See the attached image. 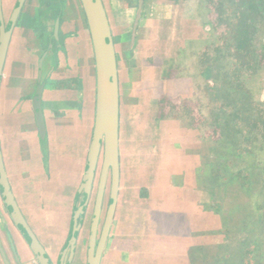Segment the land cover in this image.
I'll return each instance as SVG.
<instances>
[{
    "label": "rangeland",
    "instance_id": "obj_1",
    "mask_svg": "<svg viewBox=\"0 0 264 264\" xmlns=\"http://www.w3.org/2000/svg\"><path fill=\"white\" fill-rule=\"evenodd\" d=\"M103 1L116 37L124 131L129 114L126 76L131 73L130 27L122 20L120 23L119 14L112 13L109 0ZM154 1L160 2L156 27L143 52L147 51L145 57L156 66L152 73L158 74L162 67L164 76L148 80L137 100L148 103L154 94L155 100H171L164 101L166 123L162 131L167 136V153L163 158L157 125L142 135L138 131L132 135L131 130L127 135L123 132L126 140L121 146L119 209L103 264H121L122 258L128 259L122 264H175L191 246L193 264H264V135L261 129L251 131L230 118L240 105L223 98L239 77L264 116V16L254 25L256 57L248 60L237 50L235 41L239 14L234 6L240 0L235 5L226 4L219 14L214 0H192L179 6V0ZM15 2L3 0L7 15ZM66 3L64 33H76L78 29L80 36L66 43L69 59L61 57L59 71L53 76L60 84L52 87L51 82L46 83L49 135L42 143V153L36 149L35 133L30 134L35 129L32 111L22 103L32 71L38 66L32 56L39 41L30 28L38 0H28L26 26L14 37L0 87V130L13 186L44 247H56L54 258L70 235L94 132L97 91L94 51L82 4L80 0ZM168 6H173L172 14ZM161 18L167 19L159 24ZM206 26L211 29L208 33ZM139 49L140 45L137 51L134 49L136 57ZM260 59V71L242 69L245 63L253 65ZM131 62L136 74L143 70L142 62ZM149 88L151 92H147ZM77 101L82 103L81 108L76 107ZM223 106L225 111L221 113ZM147 111L148 105L141 111L144 119L148 118ZM226 119L230 121L228 129L224 127ZM21 174L26 175L24 189ZM32 183L34 187L28 193ZM92 211L93 207L90 214ZM1 233L0 225L7 250ZM88 241L86 227L73 264H87Z\"/></svg>",
    "mask_w": 264,
    "mask_h": 264
},
{
    "label": "water",
    "instance_id": "obj_2",
    "mask_svg": "<svg viewBox=\"0 0 264 264\" xmlns=\"http://www.w3.org/2000/svg\"><path fill=\"white\" fill-rule=\"evenodd\" d=\"M26 0H19L18 6L12 18V24L22 11ZM88 26L91 34L95 67H96V115L95 126L89 149L84 178L81 185L83 190L84 202L82 206L75 210L69 243L62 253L59 264H65V258L70 248V263L75 256L77 235L80 231L79 220L84 214L85 208L91 197L93 185L96 179L97 170L102 159V171L98 190L97 203L92 220L91 234L88 244L87 264H102L106 246L113 227L119 200L121 182V155H120V83L118 61L116 49L113 41V33L107 11L102 0H81ZM0 20L2 27L0 31V87L4 65L11 41L12 30L6 32L2 16V0H0ZM58 27V25H57ZM58 30V28H57ZM44 87L40 86L37 97L34 100V111L36 113L37 124L40 135L43 139L47 137V127L42 109V96ZM112 175L111 203L106 217V222L98 243V231L102 213V205L105 189L109 175ZM0 183L3 186V197L6 199L7 209L13 214V219L21 228L22 233L28 242L29 250L34 254L40 264H53L49 259L46 250L39 242L36 235L24 219L15 198L11 192L10 185L3 163V156L0 146ZM0 250L3 248L0 244ZM6 264H9L5 260Z\"/></svg>",
    "mask_w": 264,
    "mask_h": 264
},
{
    "label": "flooded vegetation",
    "instance_id": "obj_3",
    "mask_svg": "<svg viewBox=\"0 0 264 264\" xmlns=\"http://www.w3.org/2000/svg\"><path fill=\"white\" fill-rule=\"evenodd\" d=\"M187 1H192V0H179L177 6H179V4H181L182 2H187ZM220 1L221 0H214V5L216 6L215 9H216L218 14L222 11V8H225L226 4H233L234 3V5H235V2H236V0H228V1L223 0V1H221V3H220ZM255 1L256 0H240V2H239L240 5H239V3H237L238 5L234 6L236 9V12L239 14L238 18L240 17V14H246L247 16H251L252 14H254L255 9H253V6L256 4ZM80 2H81V0H80ZM142 2H144V0H142ZM18 3H19V0H16V2L10 8L9 14L7 15L6 10L4 8L3 0H2V16H3V20H4V26H5L6 32H9L10 30H12L11 41H10L7 59H6V63H5V69H4L5 72H6V68L8 66V62L10 59V51H11V46L13 45V42H14V37L16 36V34L18 33L19 30L25 29V26H26L27 16L24 15L25 14L24 12H25L28 0H26L24 6L22 8V11L20 12V14L17 18V21L14 23V26L12 24V18H13L14 12L18 6ZM65 5H67L66 0H38L37 14L35 16L33 24L31 22V25H30L31 30L33 31L32 32L33 35H35V38L39 41L38 48L33 52V56H32L38 62V66L36 68L33 66L34 67V70L32 71L33 78L31 80L30 84L27 86L28 93H27L26 98L22 100V103L25 106L29 105V109L32 111L33 120L31 123L35 126V129L31 130L32 132H30V134L34 135V133H35L36 138L34 139V143L36 145V149L39 148L38 150L40 151V153L43 152L42 143L45 139H43L40 135V130H39V127L37 124V119H36V113L34 111V100L37 97V92L39 90V87L43 86L44 92H43V96H42V109H43V115H44L45 122H46L47 137H48L49 128H48V121H47V117H46V112H48L50 110L45 108V104H46L45 94H46V90H47L46 83L51 82L52 87L58 86L60 84V82L56 81L53 76H54L55 72L59 71V66H60V63L62 61L61 57L63 56L66 61H68V59H69V57H68L69 54L67 51L68 49L66 47V43L69 39H75V38H78L80 36L78 29L75 30L76 33L75 32L69 33V34L64 33V30H65L64 26L66 25V21H65L66 14H65V7H64ZM103 5L105 7L104 1H103ZM82 9H83V6H82ZM83 11H84V9H83ZM256 11H259L260 15H261V16L257 17V20L264 16V7H260L259 9H256ZM84 15H85V12H84ZM21 18H22V20H21ZM85 19H86V24L88 27L87 35L89 36L91 43H92L91 34L89 31V26H88L86 15H85ZM238 22H239V20H238ZM19 24L21 26H19ZM32 25H33V27H32ZM57 25H58V27H57ZM110 25H111V23H110ZM1 27H2V22L0 20V31H1ZM135 27H137V26H135ZM57 28H58V30H57ZM205 29H206L205 31L207 33L211 30L210 27H208V26H206ZM112 33H113V31H112ZM115 39H116V37L113 35V41H114V46L116 49L117 61L119 62ZM63 40L65 41V44L63 43ZM136 40H137V31L134 30L132 32V34L130 35L129 46L134 45ZM122 44H123V42H122ZM30 47L34 48L35 46L30 44ZM132 58H133V56H132ZM131 61L134 62V60H132V59H131ZM131 61L129 62L130 63L129 65H131L130 68L133 69L134 63H132ZM39 64L41 66H39ZM46 65H47V67L50 65L48 67V69L46 68ZM45 69H46V71H45ZM118 71H119V83H120L119 63H118ZM96 87H97V84H96ZM81 106H82V103L77 101L76 107L81 108ZM120 106H121V99H120ZM94 109H95V115H96V100H95V108ZM94 124H95V121H94ZM1 136L2 135H1V130H0L1 152H2V156H3V163H4L6 175H7V180H8V183L10 185V188H11V192L15 198V201H16L24 219L26 220V222L30 226L33 233L38 238L39 242L42 244L40 237H38V234L32 228V225L28 221L27 216L25 215L23 208L19 202V196L16 193L15 187L13 186V182H12L13 180L11 179V173H10L7 158L5 157L6 155H5V151L3 149L4 147H3V142H2ZM47 137H46V139H47ZM48 139H50V138H48ZM48 149L50 151V140H49V144H48ZM15 152H18V151H15ZM101 161H102V159L100 160V164H101ZM100 164H99V166H100ZM14 171L17 173V171H18L17 167L14 169ZM101 171H102V167L100 169V172H98V170H97L96 179H95V182L93 185V190L91 192V197H90L88 204L85 208L84 214L81 215L80 220H79L80 231H79L77 238H76L77 244H76V249H75V256L70 263L71 250H72V248H70L67 255H66V258H65V264H73L74 263L76 255H77L78 247L80 244V235H81V232L86 227L89 228V239H90L92 220H93L94 211H95V207H96V203H97V197H98ZM84 172H85V170H84ZM25 176L26 175H22V177H24V178H21V182H20V184L23 186V189L26 186L25 180H24L26 178ZM31 185H33V186H31ZM32 187H34V183L29 184V186L27 187L28 189L26 191L28 193L32 192V189H33ZM111 191H112V175L110 173L108 181H107L105 193H104V198H103L102 213H101V219H100V225H99V231H98V243L100 241L102 231H103V228H104V225L106 222L108 210L110 207ZM120 191H121V182H120ZM120 191H119V200H118V207H117L116 215H117V212L119 209ZM84 196H85V194H84V192L80 186L79 194H78V196H76L74 211L72 212V219H73V215H74L75 210L79 209L82 206V204L84 202ZM92 207H93V211L90 214V210ZM116 215H115L113 226L115 225ZM88 218H89V224L87 222ZM71 224H72V220H71ZM0 225H1V231H2L1 236L3 237V239H5L4 242H5V244H7V247L9 248V249L5 250L3 243H2V240H1V237H0V244H1V247L3 248V252L0 250V258L5 263V260L9 259V256H10L9 252H10L13 259L18 264H22V259H21L22 258V254H21L22 250H21V248L23 245H26V247L29 249V245H28V242L26 241V239L22 233L21 228L18 227L17 223L13 219V214L7 209L6 199L3 197V186L1 183H0ZM70 228H71V226H70ZM112 231H113V227H112V230H111V233L109 236V240L111 238ZM69 237H70V235H69ZM68 243H69V238H68V241L65 243L64 247L59 248V254L58 255L56 254L57 256L55 258L52 256L53 255L52 252L54 253L55 248H56L55 246H52L51 249H49V250H47L43 244H42V246L46 250L51 262L53 264H59L62 253L67 248ZM88 244H89V241H88ZM107 246H108V243H107ZM107 246H106V250H107ZM106 250H105V253H106ZM31 255H32V260H31L30 264H32L33 260H36L38 262V260L34 256V254L31 253ZM104 260H105V254H104V257L102 260V264H103Z\"/></svg>",
    "mask_w": 264,
    "mask_h": 264
},
{
    "label": "crops",
    "instance_id": "obj_4",
    "mask_svg": "<svg viewBox=\"0 0 264 264\" xmlns=\"http://www.w3.org/2000/svg\"><path fill=\"white\" fill-rule=\"evenodd\" d=\"M153 2H155V1L154 0H144V2H142V0H109V4H110L111 10H112V13L117 17L120 15V18H121V19L119 18L120 23L122 20V23L126 22V24L129 25L130 34H132V32L134 30L137 31V40L135 41L134 45L129 46L131 54L130 55L128 54V55H129L130 59L134 60V62L140 61V62H142V64H144L143 70L140 71V73L136 74L135 69L133 68L130 71L131 72L130 76L129 75H128L129 77L126 76L127 77V84L129 83L128 84L129 93H128V98H127V105L129 107V114L127 115V118H125L126 124L123 125L124 131H122V128H121L122 127L121 126V106H120V152H121L122 142H123V140L124 141L126 140L125 134L127 135L128 132H130V130H131V133H130L131 135L134 133V131H138L142 135V134H144V131H146L147 129L149 131L154 130V128H156L155 126L157 125L158 129L155 132L157 134L158 139L160 140V143L162 144L160 150H161L162 156L164 158L165 153H167V149H166V145H165L166 141H167L166 140L167 136H164V132L162 131V129H163V127H165V123H166L164 121L165 119H163L165 117L164 101L167 100L170 102L171 100H168L165 97L158 98L157 100H155L156 96H155V94L153 95L152 93H150V95H153V97L150 98L148 103L146 102V100L144 102H143V100H141V101L137 100V95L139 96L140 92L145 91L146 82L148 80H150V79L160 80L164 76L163 75L164 70L162 67L158 69V72H159L158 74L152 73V70H155L156 66L152 65L150 62H148L147 58L145 57L147 51L143 52L145 50L144 47L146 46V43L148 42V38H150V39L152 38L154 26L156 27L155 23L157 22L156 21L157 18H155V15H156V12L158 9L157 5H159L160 2H157L158 4H155ZM168 7H170V9H171L170 13L172 14V12H174V10L172 8L173 6L172 7L168 6ZM115 19L117 20L118 18H115ZM166 19L167 18H161L159 21L160 22L159 24H162V22L166 21ZM135 26H137V27H135ZM123 45H125L124 42H123ZM138 45H140V49L138 50L140 55L136 57V54H134L133 52H135L134 49H136V51H137ZM132 55H134L133 58H132ZM146 64L148 65V67H146ZM164 66H165V64H164ZM145 67L148 70L146 73H145ZM126 69H127V66H126ZM126 69H125V73L127 74ZM122 73H123L122 75H124V69H122ZM151 88H153V87H151ZM151 88L147 89V92H149V91L151 92V90H152ZM155 90H156V88H153L152 91H155ZM120 99H121V85H120ZM147 105H148V111H147L148 118L144 119V117L141 116V111H142V108H144V106L147 107ZM155 110H156V112H155ZM123 132L125 134H123ZM151 133H152V131H151ZM135 144H136V142H135ZM120 155H121V153H120ZM191 190H193V188ZM195 191H197V190L195 189ZM187 196H188V194H186V198L188 199ZM159 205H161V204H159ZM112 235H113V233H112ZM136 248H137V246L135 245V249ZM191 249H192V246L190 249H188V252L185 253L186 255L181 257L182 259L180 258V259L175 260V264H176V262H177V264H193L191 261ZM21 250H22V253H21L22 254V258H21L22 264L30 263L32 260V257H30V256H32V255H31L29 249L26 247V245H23ZM136 251H137V249H136ZM125 255L128 257L127 253L124 254V256ZM24 259L26 260V263L23 262ZM0 260L2 261L3 264H5L1 258H0ZM105 260H106V257H105ZM7 261L9 264H13L10 259H8ZM123 262H125V263L128 262V259L122 258V261H120L119 263L122 264ZM14 264H18V263L14 260ZM146 264H149V263L147 262Z\"/></svg>",
    "mask_w": 264,
    "mask_h": 264
},
{
    "label": "trees",
    "instance_id": "obj_5",
    "mask_svg": "<svg viewBox=\"0 0 264 264\" xmlns=\"http://www.w3.org/2000/svg\"><path fill=\"white\" fill-rule=\"evenodd\" d=\"M255 3L256 4L253 6V9H255L256 14L254 13L251 16L240 14L239 25L236 28V48L248 60L249 58H252L251 56L256 57L254 54H257L254 46V35L256 33L254 25L257 21V17L261 15L259 11H256V9L264 7V0H256ZM242 69L249 72L260 71L262 69V59H260L259 61L255 60V63L253 65H250L247 62ZM240 80L241 79L238 77V79L234 83L232 82V84H230L229 86L230 90L225 92V94L223 95L225 101L228 102L230 100H233L236 104L240 105L233 116L230 117L228 115V118L230 117L236 119L251 131H259L261 129L264 135V116H262V112H260L252 103L250 99V93L244 90V84H241ZM224 83L227 84L228 81L226 82L225 80ZM215 87L216 84H214L213 89ZM224 111L225 107L223 106L220 112L224 113ZM224 127L226 129L230 127V121H227V119L224 122ZM237 133L243 134L242 130H238Z\"/></svg>",
    "mask_w": 264,
    "mask_h": 264
},
{
    "label": "built area",
    "instance_id": "obj_6",
    "mask_svg": "<svg viewBox=\"0 0 264 264\" xmlns=\"http://www.w3.org/2000/svg\"><path fill=\"white\" fill-rule=\"evenodd\" d=\"M32 264H39L36 260H33Z\"/></svg>",
    "mask_w": 264,
    "mask_h": 264
}]
</instances>
